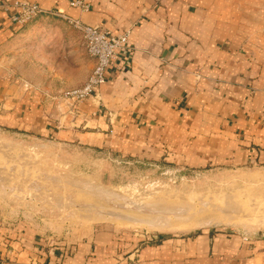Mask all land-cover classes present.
Segmentation results:
<instances>
[{
	"label": "crops",
	"instance_id": "obj_1",
	"mask_svg": "<svg viewBox=\"0 0 264 264\" xmlns=\"http://www.w3.org/2000/svg\"><path fill=\"white\" fill-rule=\"evenodd\" d=\"M15 1L0 0V51L29 52L33 61L24 67L41 73L37 80L23 73L18 81H0V90L25 92L7 99L12 116L22 113L25 128L40 129L50 139L169 158L191 169L264 168V0H81L85 11L71 7L74 0H25L58 13L33 20L36 26L52 17L70 29L69 22L76 21L111 36L130 33L127 49L108 69L97 95L77 108L78 116L46 99L49 92L77 89L87 80L71 83L78 63L70 56L75 59L78 50L69 46L67 62L62 48L69 41L57 34H24L9 21ZM88 60L89 76L94 63ZM0 260L264 264V240L245 242L240 235L216 231L137 238L98 230L73 244L9 236L0 238Z\"/></svg>",
	"mask_w": 264,
	"mask_h": 264
},
{
	"label": "rangeland",
	"instance_id": "obj_2",
	"mask_svg": "<svg viewBox=\"0 0 264 264\" xmlns=\"http://www.w3.org/2000/svg\"><path fill=\"white\" fill-rule=\"evenodd\" d=\"M44 19L49 21L41 27L36 21L22 26L23 33L57 34L69 41L62 48L67 62L69 46L78 50L75 59L70 56L78 63L71 83L84 82L89 60L80 37L52 21L56 18ZM14 55L20 58L14 60ZM32 58L29 52L1 48V83L18 81L23 73L37 80L41 71L24 67ZM70 90L49 92L46 99L78 116L77 108L87 100H64L62 94ZM24 93L0 90V238L73 244L93 231L111 230L137 238L216 231L240 235L245 242L264 240V168L191 169L169 158L89 147L80 139H50L40 129L25 128L22 113L11 115L7 99Z\"/></svg>",
	"mask_w": 264,
	"mask_h": 264
},
{
	"label": "built area",
	"instance_id": "obj_3",
	"mask_svg": "<svg viewBox=\"0 0 264 264\" xmlns=\"http://www.w3.org/2000/svg\"><path fill=\"white\" fill-rule=\"evenodd\" d=\"M70 6L81 8L84 11L87 9L81 0H74ZM10 7L14 13L9 17V21L20 27L42 15L58 16L56 12H45L37 5L25 0L15 1ZM69 24L81 34L85 53L94 63L91 74L81 87L62 94L64 100L79 104L97 95L105 83L108 69L117 60L119 54L127 49L130 33L125 32L118 36H111L99 27L87 26L76 21L69 22Z\"/></svg>",
	"mask_w": 264,
	"mask_h": 264
},
{
	"label": "bare ground",
	"instance_id": "obj_4",
	"mask_svg": "<svg viewBox=\"0 0 264 264\" xmlns=\"http://www.w3.org/2000/svg\"><path fill=\"white\" fill-rule=\"evenodd\" d=\"M207 226V225H206ZM162 231V230H161Z\"/></svg>",
	"mask_w": 264,
	"mask_h": 264
}]
</instances>
